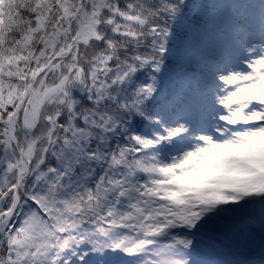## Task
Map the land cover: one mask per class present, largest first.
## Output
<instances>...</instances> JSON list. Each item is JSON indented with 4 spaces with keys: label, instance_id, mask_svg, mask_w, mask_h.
I'll return each mask as SVG.
<instances>
[{
    "label": "snow or ice",
    "instance_id": "snow-or-ice-1",
    "mask_svg": "<svg viewBox=\"0 0 264 264\" xmlns=\"http://www.w3.org/2000/svg\"><path fill=\"white\" fill-rule=\"evenodd\" d=\"M0 264H264V0H0Z\"/></svg>",
    "mask_w": 264,
    "mask_h": 264
}]
</instances>
